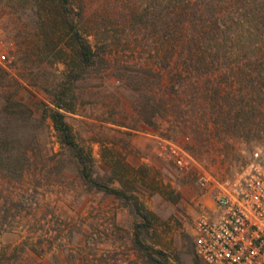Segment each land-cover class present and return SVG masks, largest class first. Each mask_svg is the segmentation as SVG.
I'll return each mask as SVG.
<instances>
[{"label": "rangeland", "instance_id": "374dc122", "mask_svg": "<svg viewBox=\"0 0 264 264\" xmlns=\"http://www.w3.org/2000/svg\"><path fill=\"white\" fill-rule=\"evenodd\" d=\"M74 4L96 65L67 84L65 121L93 156V178L124 195L85 184L50 118L71 65L68 41L40 46L31 10L21 16L0 0V56L9 60L0 63V139L21 160L0 162V264H148L143 247L161 262L202 264L199 214L216 183L264 145V105L255 101L252 114L248 103L252 82L264 88L249 65L264 43L249 35L218 42L170 0ZM8 99L25 108L5 119ZM168 143L191 156L188 169L177 167Z\"/></svg>", "mask_w": 264, "mask_h": 264}, {"label": "trees", "instance_id": "16d2710c", "mask_svg": "<svg viewBox=\"0 0 264 264\" xmlns=\"http://www.w3.org/2000/svg\"><path fill=\"white\" fill-rule=\"evenodd\" d=\"M15 6V12L23 16L31 10L33 15H28V18L33 22L35 26L34 31L37 33V43L40 46L49 48L50 42L54 45V49H58L59 44L53 43L54 40L59 38L60 40H67L70 48L71 65H69V71L65 82L60 91L57 94V102L55 103L56 110H52L50 118L52 119L54 128L58 133V138L61 145L70 151L73 157L77 160L81 167V176L85 184L91 189H97L99 191H105L112 193L118 197H122L124 193L117 189H110L103 185L99 180L93 178L92 154L83 148L76 140L71 127L65 121V115L63 113L71 111V108L64 104V98L66 96L67 84L74 83L81 78L84 71L93 68L96 65V53L88 37L80 28V23L83 19V10H76L75 0H9ZM170 3L174 4L175 11H181V15H184V22L192 24L193 28L200 27L202 34L215 33L218 42L227 36L231 41L232 39L239 44V41L245 35H249L251 41L256 42V45L264 43V0H170ZM19 6V7H17ZM190 10V11H189ZM172 12L173 13L175 12ZM193 14V15H192ZM27 15V14H26ZM147 15L142 13L139 16V21L144 22ZM197 16L198 21H194ZM138 17V15L136 16ZM170 17V16H169ZM175 18H170V22ZM30 21V22H31ZM183 22V29L184 25ZM173 23V22H172ZM147 25V24H146ZM171 27L167 30L171 33L172 24H168ZM188 28V25H186ZM212 30L208 32V30ZM33 36L32 32L29 34ZM188 39V38H187ZM52 40V41H50ZM183 43L185 40H182ZM257 47V46H256ZM252 48V47H251ZM174 49V47H173ZM191 51V48L189 47ZM259 51H264V44L258 46ZM60 52L63 49L60 48ZM255 54V53H253ZM205 60V59H204ZM249 65L253 68L261 70L259 79L264 81V52L262 55L250 58ZM258 80V81H259ZM252 82V87L255 93L251 92V98H249V105L251 107L252 114L254 111H258V107L255 101L264 105V88L258 84ZM256 95V96H254ZM239 97V96H238ZM242 100L246 98L240 96ZM238 107V106H237ZM15 108L19 110L24 109L25 106L20 102H13L8 99L5 109L2 113L3 118L12 117L11 111ZM245 108L242 107V110ZM239 110V113H242ZM22 112V111H20ZM240 117V116H238ZM0 139V162L5 164H12V162L21 161L16 158V154L13 149L7 152L6 144ZM7 155V156H6ZM6 158V159H5ZM146 221H149L148 216H144ZM138 246L143 247L138 235L135 238ZM147 253V258L150 262L148 264H170L169 262H161L149 252V248H144ZM159 256H163L161 252H155Z\"/></svg>", "mask_w": 264, "mask_h": 264}, {"label": "built area", "instance_id": "2783aa9c", "mask_svg": "<svg viewBox=\"0 0 264 264\" xmlns=\"http://www.w3.org/2000/svg\"><path fill=\"white\" fill-rule=\"evenodd\" d=\"M8 61L5 54L0 56V63ZM168 146L177 167L188 169L191 156ZM208 183L202 179V186ZM211 198L195 224L194 242L202 264H264V145L256 147L233 175L217 182Z\"/></svg>", "mask_w": 264, "mask_h": 264}]
</instances>
